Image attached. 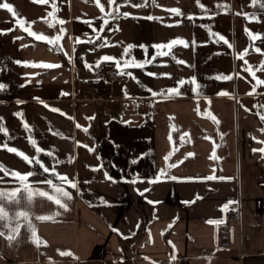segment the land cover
I'll list each match as a JSON object with an SVG mask.
<instances>
[{
  "label": "crops",
  "instance_id": "0c3cea01",
  "mask_svg": "<svg viewBox=\"0 0 264 264\" xmlns=\"http://www.w3.org/2000/svg\"><path fill=\"white\" fill-rule=\"evenodd\" d=\"M4 2L25 27L62 39L38 41L0 9V165L33 173L26 183L34 193L58 195L51 180L71 199L61 198L67 210L39 195L30 204H5L10 226L23 227L13 242L0 237V264H264V143L257 142L264 141V84L256 82L264 81L256 71L264 55L254 50L264 52V0H200L203 9L195 0H145L141 7L132 5L142 0H101L104 12L95 0H55V20L48 16L52 0ZM249 32L261 38L253 41ZM174 40L187 46L153 47ZM41 63L60 66H30ZM106 64L126 79L103 78ZM173 88L178 94H169ZM135 98L149 107L134 109ZM17 188L27 195L0 171V191ZM226 205H238L241 218L231 227L232 244L221 248L220 223L208 221H221ZM17 210L28 211L31 227L15 219ZM32 228L46 246L32 242ZM0 231L8 234L7 221Z\"/></svg>",
  "mask_w": 264,
  "mask_h": 264
},
{
  "label": "snow or ice",
  "instance_id": "6c2138e0",
  "mask_svg": "<svg viewBox=\"0 0 264 264\" xmlns=\"http://www.w3.org/2000/svg\"><path fill=\"white\" fill-rule=\"evenodd\" d=\"M32 2L34 3H39V4H49V0H32ZM195 2L197 3L198 6H200L202 9H203V5L200 4V0H195ZM152 3L155 4V0H152ZM95 4L97 7L100 8V11L101 12H104L105 11V6L101 3V0H95ZM107 4L108 6H113L116 4V0H107ZM51 8H52V12L48 13V16L49 17H52L53 20L56 19V12L58 11L57 7H56V3H55V0H52V3H51ZM122 6V5H121ZM121 6H117L114 8V12L116 13V15H121L120 13V7ZM134 7H141V6H145V0H142L141 4L140 5H132ZM217 7H220L222 8L223 10H225V12L229 11L230 8L227 4H218ZM0 9H5L7 10L9 13L12 14V16L15 19V23L25 32H27V34L29 36H32L34 37L36 40L38 41H45L49 44H56L57 42H59L60 39H62L61 36H56L54 38H49L43 34H38L34 31L31 30V23L28 24L27 27H25V19L23 17H20L19 14L14 10V7L11 3L9 2H4V0H0ZM168 11H171L172 13H174L175 15L177 16H180L182 15V13L180 12L179 9H169ZM107 15H112L111 12L107 13ZM123 15L126 17L128 14L127 13H123ZM43 19V18H42ZM148 19H153V17L149 16ZM46 23L49 24V27H53L54 24L45 20ZM57 23L63 25L65 23L64 20H58L56 21ZM105 24H107V21H105ZM91 26V25H90ZM15 29H10L9 31H14ZM61 32L64 31L63 28L60 29ZM95 31V29H94ZM215 35V34H213ZM249 37L251 40L255 41L256 39L258 38H261L260 36L256 35V34H252L251 32L248 33ZM19 39V38H18ZM218 40H224V42L227 44L228 41L224 39V37L220 36L218 37ZM77 42H80V41H77ZM185 44L184 41L182 40H174L168 44H158V45H154L153 47H155L157 50H161V49H168V50H171V48L173 47V45L175 44ZM185 46H187L185 44ZM133 46H129V48H131ZM143 47V46H141ZM229 47H231V45H229ZM146 50V49H145ZM255 51L257 52H260L261 55H264V52H261V50L259 48H255L254 49ZM128 49L125 50V53H127ZM248 52L247 50H245V52L243 54H241L238 58L239 59H242L244 58L245 55H247ZM157 55L159 56H165V55H168V52H165V51H158L157 52ZM104 60H109L110 58L109 57H104L103 58ZM17 63H20L19 61H17ZM117 63V67L119 68L120 65H119V62L116 61ZM177 63H183V61H177ZM245 63H247L245 61ZM30 66H33V67H44V68H56V67H59L60 65H54V64H32ZM125 67H128V66H134V67H144V64L143 63H137L135 61H131V62H128V61H125ZM245 71L249 72L253 78H255V71H253V69L251 67H248V68H245L244 69ZM256 71H264V63H262L260 65V67L258 69H256ZM120 74H124L123 72H120ZM149 75H155L153 73H148ZM219 79H225V80H230L232 79L231 76H223V77H218ZM257 84H264V81L262 80H259L257 79ZM181 83H183V81H181ZM4 85L0 84V88H3ZM169 94H178V90L173 88V89H169L168 90ZM163 93H160V95H162ZM251 94V93H250ZM63 95H67L66 93H64ZM153 95H158V93H153ZM220 95H228L227 93H220ZM45 107H48L47 105H45ZM51 111H59L58 109H50ZM63 114V113H61ZM19 115V114H18ZM211 119L218 123V121H216V118L214 116L211 117ZM260 119L261 121H264V114L260 115ZM28 126L25 124V128H27ZM77 127H80V125H77ZM85 132H87V129H83ZM0 131H3V129H0ZM264 131V130H262ZM5 134H7L5 132ZM258 143H264V141H257ZM33 145H34V142H33ZM35 146V145H34ZM5 148H7V150L9 152H13V153H16L18 156H20L22 159H24L25 161H28L29 163L31 162L30 158L28 156H26L24 153L20 152L19 150L15 149V148H11V147H7V145H4ZM36 151L37 152H40L41 149L39 148H36ZM253 151H257V150H253ZM262 155H264V147L260 148L258 150ZM211 159H217V157L215 156V153H213V155L210 157ZM36 163H40V161L37 159L36 160ZM175 165H169V167H174ZM41 167L43 168V170L45 172H49V169L44 167L42 164H41ZM0 171H4L5 175L7 176H11L17 180H19L22 184H23V191L27 193V195L25 197H21L19 195L21 189L17 188L15 190H12L10 192H4V191H0V222H5L7 221L8 224H9V231H8V234H5L4 231H0V237H3L5 239H7L9 242H13L17 239V237L19 236V233H20V229L21 227H23V225H21L20 223H17L15 227H11V221L9 220V212L8 210L5 208V204H19L21 199H25L29 204L32 202V199L35 195H39L41 197H45L47 198L48 200L52 201L53 203H55L57 206H59L60 208H64L65 210H67L66 208V204L62 201L61 198H65V199H71V194L66 191L63 187H58V186H55L53 185V182L51 180H48L46 181V183L48 185H50L53 189V192L58 194V195H50L49 193L47 192H44V191H40V192H33V190L31 189V186L26 183V181H28V178L33 175V173L29 172L27 174H20L18 172H8L7 170L4 169L3 165H0ZM53 175H57L56 173H51ZM161 175H165V173L162 171L161 172ZM57 178L59 180H61L63 183L67 184L69 187L71 188H76V184L72 181H70L68 179V177L66 176H59L57 175ZM109 179H111L109 177ZM173 179H175L173 177ZM207 179H216V177H208ZM133 183H135V181H132ZM151 203V202H150ZM227 207V205L225 206ZM23 219L24 221L28 222V226L31 227V221H30V217H29V213L27 210H17L15 212V219L18 221L19 219ZM36 219L40 220V221H48L50 219H52V217H48V216H39V217H36ZM208 223L210 224H219L221 223V221H208ZM31 239H32V242L35 243L37 245V247H39L42 243L45 244L46 246V242H43L40 240V238L38 237L36 231L34 228L31 229ZM61 256H70L72 255L70 252H60L59 253ZM175 257H172V259H174Z\"/></svg>",
  "mask_w": 264,
  "mask_h": 264
},
{
  "label": "built area",
  "instance_id": "2783aa9c",
  "mask_svg": "<svg viewBox=\"0 0 264 264\" xmlns=\"http://www.w3.org/2000/svg\"><path fill=\"white\" fill-rule=\"evenodd\" d=\"M103 78L109 81H124L126 76L124 74H120V72H116L111 65L106 64L103 66ZM132 106L134 109L145 110L149 107V100L135 98L132 100ZM240 218L241 212L238 205L227 207L225 216L221 220L217 232L218 244L221 248L229 247L232 244L231 227L235 224H238Z\"/></svg>",
  "mask_w": 264,
  "mask_h": 264
}]
</instances>
